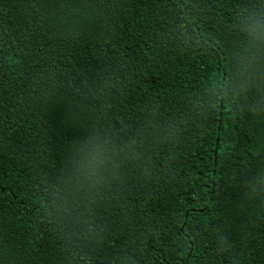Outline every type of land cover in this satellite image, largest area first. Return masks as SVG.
I'll list each match as a JSON object with an SVG mask.
<instances>
[{
  "label": "trees",
  "instance_id": "obj_1",
  "mask_svg": "<svg viewBox=\"0 0 264 264\" xmlns=\"http://www.w3.org/2000/svg\"><path fill=\"white\" fill-rule=\"evenodd\" d=\"M0 264H264V0H0Z\"/></svg>",
  "mask_w": 264,
  "mask_h": 264
}]
</instances>
